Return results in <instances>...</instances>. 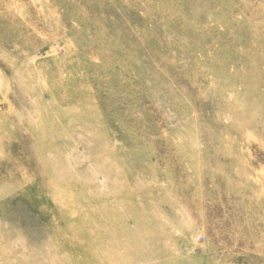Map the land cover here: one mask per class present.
<instances>
[{"label":"rangeland","instance_id":"obj_1","mask_svg":"<svg viewBox=\"0 0 264 264\" xmlns=\"http://www.w3.org/2000/svg\"><path fill=\"white\" fill-rule=\"evenodd\" d=\"M0 264H264V0H0Z\"/></svg>","mask_w":264,"mask_h":264}]
</instances>
